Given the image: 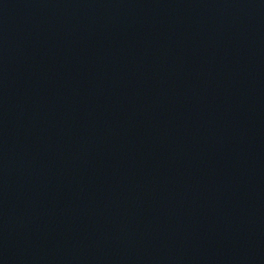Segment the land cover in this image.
I'll use <instances>...</instances> for the list:
<instances>
[{
	"label": "water",
	"instance_id": "water-1",
	"mask_svg": "<svg viewBox=\"0 0 264 264\" xmlns=\"http://www.w3.org/2000/svg\"><path fill=\"white\" fill-rule=\"evenodd\" d=\"M0 264H264V0H0Z\"/></svg>",
	"mask_w": 264,
	"mask_h": 264
}]
</instances>
